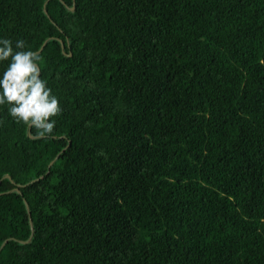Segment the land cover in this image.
I'll use <instances>...</instances> for the list:
<instances>
[{
    "label": "trees",
    "instance_id": "obj_1",
    "mask_svg": "<svg viewBox=\"0 0 264 264\" xmlns=\"http://www.w3.org/2000/svg\"><path fill=\"white\" fill-rule=\"evenodd\" d=\"M0 37L62 109L0 107V264H264V0H0Z\"/></svg>",
    "mask_w": 264,
    "mask_h": 264
},
{
    "label": "clouds",
    "instance_id": "obj_2",
    "mask_svg": "<svg viewBox=\"0 0 264 264\" xmlns=\"http://www.w3.org/2000/svg\"><path fill=\"white\" fill-rule=\"evenodd\" d=\"M37 52L24 39L0 37V107L16 123L36 130L38 138L55 135L62 111L58 98L40 75Z\"/></svg>",
    "mask_w": 264,
    "mask_h": 264
}]
</instances>
